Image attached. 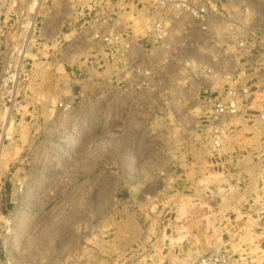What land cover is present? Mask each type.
I'll list each match as a JSON object with an SVG mask.
<instances>
[{
    "label": "rangeland",
    "instance_id": "obj_1",
    "mask_svg": "<svg viewBox=\"0 0 264 264\" xmlns=\"http://www.w3.org/2000/svg\"><path fill=\"white\" fill-rule=\"evenodd\" d=\"M16 1L0 18V264H264V23L230 44L190 19L169 47L150 31L171 19L159 0ZM251 2L211 9L253 18ZM231 82L241 109L215 134L205 96Z\"/></svg>",
    "mask_w": 264,
    "mask_h": 264
},
{
    "label": "built area",
    "instance_id": "obj_2",
    "mask_svg": "<svg viewBox=\"0 0 264 264\" xmlns=\"http://www.w3.org/2000/svg\"><path fill=\"white\" fill-rule=\"evenodd\" d=\"M233 1L239 4L249 1V4L253 5L251 0ZM213 2L214 0H159L158 4L156 5L157 8H155L153 11V15L155 16V14L158 12L162 13V15L163 13H168L171 15V19L167 23L159 20V22H156L150 31L153 35L159 36L157 38H159L162 43L165 42L166 46L170 47L173 42L175 32L177 30L182 31L183 28L185 29L184 21L187 23L191 19L192 21L195 20L193 22L196 23L198 32L201 36L212 32L218 33L217 38H219V33H228L226 41L227 43L231 44L235 43V37H233L231 33L249 31V29L253 28L255 25L262 26L264 23L263 8L255 11L257 14L253 18L249 17V10L242 7L232 9L228 17H223V14L219 15L215 12L217 9H211ZM17 4L18 3L16 0H0V18L6 5H9L14 10ZM28 5H32V1ZM221 11L223 13L225 12L224 9H221ZM238 14L240 15V22H238V19L236 21L234 17ZM154 19H152V21ZM180 25L184 27L182 28ZM92 36L95 39H103L104 41H108V38L100 34L97 29L93 30ZM112 36H116L114 43H119L114 46H120V49H122V46L124 50L128 51L129 42L128 44L123 45V42H121L119 39L120 35ZM238 45H241V43H238ZM212 75L214 74H211V76ZM235 92L236 89L234 82H231L230 84L226 85V88L217 91L215 95L210 93L205 96V99L208 102L211 110V128L215 134H217V132L219 133L221 129L220 121L236 116V114L239 113L241 109V100H238ZM241 92L245 93L247 92V89L242 88ZM70 106L71 104L69 103H59L58 108L62 110L60 111L59 115L63 114L64 111H69L68 109ZM257 117L260 123H264V96L262 97L261 109L259 110V115ZM66 142L67 141H64L61 147V150L64 151V153H66L72 146V143H70L68 147ZM212 145L214 147H219L221 145L218 135L214 136L212 139ZM261 188L264 192V183ZM1 218L2 215L0 214V221ZM200 264H207L206 259L202 258L200 260Z\"/></svg>",
    "mask_w": 264,
    "mask_h": 264
},
{
    "label": "crops",
    "instance_id": "obj_3",
    "mask_svg": "<svg viewBox=\"0 0 264 264\" xmlns=\"http://www.w3.org/2000/svg\"><path fill=\"white\" fill-rule=\"evenodd\" d=\"M88 32H89V31H88ZM90 33H91V32H89V36H90ZM86 39H87V40H89V41L91 42V40H90V39H92V37H91V36H90V37H88V38L86 37Z\"/></svg>",
    "mask_w": 264,
    "mask_h": 264
},
{
    "label": "bare ground",
    "instance_id": "obj_4",
    "mask_svg": "<svg viewBox=\"0 0 264 264\" xmlns=\"http://www.w3.org/2000/svg\"><path fill=\"white\" fill-rule=\"evenodd\" d=\"M26 23H28V22H26ZM26 23H24V26H26ZM6 111V110H5ZM71 140H69V142H70Z\"/></svg>",
    "mask_w": 264,
    "mask_h": 264
}]
</instances>
